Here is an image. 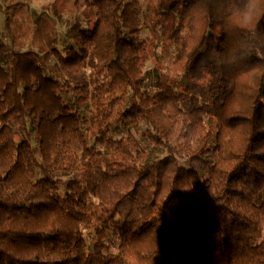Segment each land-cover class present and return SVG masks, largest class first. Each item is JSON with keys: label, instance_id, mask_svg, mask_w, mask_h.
Returning a JSON list of instances; mask_svg holds the SVG:
<instances>
[{"label": "trees", "instance_id": "1", "mask_svg": "<svg viewBox=\"0 0 264 264\" xmlns=\"http://www.w3.org/2000/svg\"><path fill=\"white\" fill-rule=\"evenodd\" d=\"M30 1L0 0V264H264V0H48L21 36Z\"/></svg>", "mask_w": 264, "mask_h": 264}, {"label": "rangeland", "instance_id": "2", "mask_svg": "<svg viewBox=\"0 0 264 264\" xmlns=\"http://www.w3.org/2000/svg\"><path fill=\"white\" fill-rule=\"evenodd\" d=\"M48 0H31V4H32V8H31V15H27L26 17H24L21 20V24L18 25L17 31H19L20 35L23 36L24 34L26 35L28 32V28H29V21L30 19H33V17L35 18L36 15L38 13H40L41 11H45L44 9V4L47 2ZM59 31L60 33H62V28L59 26ZM154 64H153V60L149 59L147 61V68H153Z\"/></svg>", "mask_w": 264, "mask_h": 264}]
</instances>
